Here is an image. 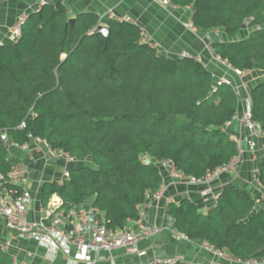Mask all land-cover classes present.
Listing matches in <instances>:
<instances>
[{"label":"trees","instance_id":"obj_1","mask_svg":"<svg viewBox=\"0 0 264 264\" xmlns=\"http://www.w3.org/2000/svg\"><path fill=\"white\" fill-rule=\"evenodd\" d=\"M169 2L189 7L197 30L225 33L227 40L210 47L235 69L264 71V0ZM69 18L64 0H46L28 15L15 42L0 44V131L18 146L42 140L79 163L60 181L42 183L43 207L55 194L59 210L79 213L90 199L106 228L121 230L161 185L157 163L170 161L184 177L198 179L237 155L224 124L236 116L238 96L230 85L216 86L197 58L166 57L141 41L143 29L132 21L109 18L103 35L93 32L96 12L77 13L72 24ZM242 24L249 33L236 38ZM250 101L252 121L264 135V75L250 87ZM18 162L0 141V175ZM256 168L255 180L264 187V153ZM256 199L227 184L205 212L183 197L169 202L167 213L189 241L241 262L260 260L264 207ZM12 261L0 248V264Z\"/></svg>","mask_w":264,"mask_h":264},{"label":"crops","instance_id":"obj_2","mask_svg":"<svg viewBox=\"0 0 264 264\" xmlns=\"http://www.w3.org/2000/svg\"><path fill=\"white\" fill-rule=\"evenodd\" d=\"M70 17L83 11H93L99 16L112 11L115 17L132 21L143 29L148 42L154 45L157 51L166 57L190 55L197 58L203 65L217 76L233 74L227 70L223 63L209 54L210 44L216 40H227L228 37L221 29H209L201 32L194 28L190 30L184 23L191 18L189 7H177L171 4L164 5L160 0H64ZM38 9V0H0V41L2 44H10L16 41L9 32L10 26L21 14L29 15ZM250 28H240L236 38H244L248 35ZM245 76H251L253 82L263 77L264 71L252 70L244 72ZM213 77V82L215 80ZM251 78V79H252ZM246 81V80H245ZM234 85H238V79L232 77ZM250 82V81H249ZM252 86V83H249ZM243 91H237L238 107L240 111V98L242 101ZM231 134L240 133L246 136V132L238 127L234 121L227 128ZM264 141V136L262 138ZM27 147L22 150L19 146H9L10 154L18 159L27 172L28 184L32 194L31 204L27 217L29 220L38 221L46 215H53L59 208L61 199L53 194L50 196L47 205L43 207L40 203L41 186L44 181L63 179V172L76 166V162H66L55 160L47 153V145L44 141L30 139ZM256 160L251 154L245 153L236 169L224 173L214 182V186L222 189L227 184H238L240 178H250L251 190L257 200L264 203V192L262 186L255 180L253 169ZM247 176V177H246ZM216 184V185H215ZM187 197L197 203L200 211H207L212 205L206 196L202 195L201 189L197 186L185 182L167 181V189L164 198L154 208L148 210L146 219L160 225L163 230L152 237L144 238L139 246L146 250V256L137 259L133 257H120L122 262H149L154 258H165L178 256L181 260L199 262L201 264H247L238 262L232 257L219 258L207 252L198 242L181 240L176 233L167 227V204L171 201L177 202L181 198ZM210 203V204H209ZM90 208V199H86L81 210ZM98 219H104V213L98 214ZM132 223V220L126 225ZM88 222L85 219H77L74 226L66 225L67 230H73L75 236L87 233ZM0 238L10 240L9 253L17 260L28 264H109L107 255L103 251L89 250L86 254L91 260L87 263L83 260L73 258L75 248L65 244L60 240H54L55 247H46L33 240H25L17 237L10 231L5 230L0 223ZM68 249V253L65 250ZM226 254V253H225ZM227 255V254H226ZM228 256V255H227Z\"/></svg>","mask_w":264,"mask_h":264},{"label":"built area","instance_id":"obj_3","mask_svg":"<svg viewBox=\"0 0 264 264\" xmlns=\"http://www.w3.org/2000/svg\"><path fill=\"white\" fill-rule=\"evenodd\" d=\"M162 4L169 5V0H160ZM46 0H38V8L41 7ZM70 15V11L68 10ZM28 15L21 14L17 17L15 22L10 26L9 32L12 38L16 39L20 36L21 28L26 21ZM115 17L111 10L100 16L98 23H105L109 18ZM184 26L190 30L195 27L192 21L189 20L184 23ZM141 41H148L146 34H142ZM0 44L2 42L0 41ZM209 54L216 58L219 62L231 72L235 78L240 82L238 86L232 82L230 75H222L215 77L214 84L230 85L237 94V89L243 91V98L241 101V107L238 114L230 121L224 124L227 129L232 122L236 121L239 128L246 132V136L240 133L231 134V137L237 142L238 153L229 162L218 166L212 171H207L201 178H186L182 173L177 171L170 161H162L157 163L162 173L161 185L149 192L146 196V200L140 206L138 210V218L132 220V223L126 225L121 230H109L106 228L102 220L98 219L100 213L97 209L90 208L80 210L79 213L71 212L65 214L59 208L53 215H46L38 221L29 220L27 217L28 210L32 200V194L27 187L28 176L25 167L21 163L14 164L6 176L0 175V223L5 230L12 232L17 237L25 240H33L38 244L46 247H55L53 236L57 237L61 242L72 245L75 248L73 252V258L76 260H83L87 263H91L90 258L86 254L89 250L103 251L107 255L109 264H174L176 261L181 260L178 256L154 258L149 262L135 261V262H122L118 259L120 257H133L141 259L146 256V250L139 246L142 239L152 237L159 234L163 228L155 223H151L146 219V215L149 209L154 208L164 198L165 191L167 189V181L171 182H185L190 185L197 186L201 189L202 195L209 199V202L213 206L216 203L217 197L221 189L214 186V182L219 179L224 173L236 169L245 153L251 154L256 160V165L253 169L255 175L257 171V163L263 158L264 153V141H262L263 133L258 123L252 121L251 118V101H250V87L244 80V72L235 69L227 60L222 59L219 55L215 54L212 48L209 49ZM185 54L183 53L182 56ZM24 124L21 123L20 126ZM230 134V133H229ZM39 140V139H38ZM0 141L2 144L9 146H18L11 141L5 130L0 131ZM24 150L27 145L23 144L19 146ZM47 153L55 160H64L72 163L76 160L69 154L61 149H54L47 145ZM68 176V170L63 172V177ZM8 183L11 186H7ZM263 192H264V187ZM61 204V203H60ZM264 207V203L262 204ZM77 219H85L88 222L87 233L85 235L75 236L73 230H67L66 225L74 226ZM167 227L174 230L171 224V217L167 216ZM178 235L181 240L189 241L185 235L173 231ZM191 242V241H190ZM198 244L204 248L207 252L214 254L219 258L230 257L222 250H216L212 245L205 242H198ZM10 240L0 238V248L3 251L9 252ZM68 253V249L65 250ZM234 259V258H233ZM241 262L238 259H234ZM187 264L192 262L186 261ZM247 264H264V258L260 260L246 261ZM13 264H28L27 262L17 260L13 256Z\"/></svg>","mask_w":264,"mask_h":264},{"label":"rangeland","instance_id":"obj_4","mask_svg":"<svg viewBox=\"0 0 264 264\" xmlns=\"http://www.w3.org/2000/svg\"><path fill=\"white\" fill-rule=\"evenodd\" d=\"M234 76V75H233ZM232 76V77H233ZM234 78H235V76H234ZM243 78H244V80H246V83L248 84V87H251V85L249 84V83H252V85H253V83L255 82V81H257V80H255L254 82H253V78L250 76H243ZM252 78V79H251ZM250 81V82H249ZM240 82L238 81V84H239ZM236 86H238V85H235V87ZM238 90V89H237ZM242 98H243V96H242ZM240 103H241V98H240ZM240 106H241V104H240ZM88 161L86 160L85 161V163H87ZM79 163H76V165H78ZM245 176H243V177H241L240 179V182H242V183H239L238 182V184H236L238 187H240V188H243V189H245V190H247V191H249L252 195H254V190H251V185H252V183L250 182V178L248 179V178H244ZM247 177V176H246ZM216 185V184H215ZM254 191V192H253ZM255 196V195H254ZM256 202H257V204L258 205H261L260 203H261V200L260 201H258L257 199H256ZM210 204V203H209Z\"/></svg>","mask_w":264,"mask_h":264},{"label":"water","instance_id":"obj_5","mask_svg":"<svg viewBox=\"0 0 264 264\" xmlns=\"http://www.w3.org/2000/svg\"><path fill=\"white\" fill-rule=\"evenodd\" d=\"M68 21H69L70 24H72L73 21H74V18H73V17H70ZM245 27H246V24H242V25H241V28H245ZM93 32H95V33H101V34H103V35H107L108 32H109V27H108V25L105 24V23H98V24L95 26V28L93 29ZM53 238H54L55 240H58L57 237H55V236H53Z\"/></svg>","mask_w":264,"mask_h":264}]
</instances>
